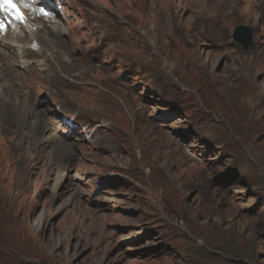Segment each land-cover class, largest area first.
Instances as JSON below:
<instances>
[{"label":"rangeland","instance_id":"374dc122","mask_svg":"<svg viewBox=\"0 0 264 264\" xmlns=\"http://www.w3.org/2000/svg\"><path fill=\"white\" fill-rule=\"evenodd\" d=\"M49 4L0 47V264H264V0Z\"/></svg>","mask_w":264,"mask_h":264},{"label":"bare ground","instance_id":"6f19581e","mask_svg":"<svg viewBox=\"0 0 264 264\" xmlns=\"http://www.w3.org/2000/svg\"><path fill=\"white\" fill-rule=\"evenodd\" d=\"M49 1H51V0H49ZM36 2H38V0L36 1ZM34 21H35V23H29L28 25H21L20 27H18V28H16V29H14L13 31H12V34H13V40H12V42L11 43H8L9 44V46H7V48L9 49V50H12L13 48H16L18 51H20V50H22V54H25L26 56H27V54H38V55H40L41 57H43L44 58V60H45V58L46 57H44V54H42V53H44L43 52V49H42V47H39V49L37 50V51H34L33 49H32V46H33V43L35 42V41H37V36L38 35H41V32H40V30H41V28H40V22H39V19H36V18H34L33 19ZM46 22V21H45ZM50 23H51V21H49ZM47 24V23H46ZM44 24L45 26H49V29L47 30V31H42V32H44L46 35H48V37H55V36H57V35H59L60 33H59V31H60V29H59V26H57V25H49V24ZM53 24V23H52ZM38 26V29L37 30H33V27L34 26ZM44 26V27H45ZM43 27V28H44ZM42 28V29H43ZM46 39V38H45ZM39 40H40V38H39ZM50 40V39H49ZM42 42H44V41H42ZM64 52H62V54H63ZM48 55H50V54H48ZM43 58H40L39 57V59L36 61V60H34L35 62H38V64L41 66L42 64L44 65V62H43ZM65 58V57H64ZM28 60V59H27ZM26 60V61H27ZM29 61V60H28ZM66 60H64L62 63H61V68L63 69H66L67 67H68V60L65 62ZM191 62V61H190ZM46 66V65H45ZM50 66V65H49ZM196 66V65H195ZM194 66V67H195ZM45 69H46V67H44ZM49 69H50V67H48ZM43 69V68H42ZM44 69V70H45ZM54 69V68H53ZM196 69V68H195ZM48 70V69H47ZM51 71V70H50ZM52 72V71H51ZM54 72V71H53ZM202 74L203 75H205V76H207V77H209V78H213V76H212V73L208 70V69H203V71H202ZM61 76V75H60ZM55 77V76H54ZM215 78V77H214ZM257 95H261V93H258ZM154 140H156L157 141V143H158V145H161V146H163V145H170L171 144V141H170V138L167 136V135H165V134H162V133H160L159 134V136L157 137V139H154ZM144 153V151L142 152V154ZM145 154V153H144Z\"/></svg>","mask_w":264,"mask_h":264},{"label":"snow or ice","instance_id":"6c2138e0","mask_svg":"<svg viewBox=\"0 0 264 264\" xmlns=\"http://www.w3.org/2000/svg\"><path fill=\"white\" fill-rule=\"evenodd\" d=\"M25 10H34L31 0H0V13L6 18H10L11 21L26 24L28 17ZM35 10L40 15H47L46 10L43 8ZM8 26L5 20L0 19V32L6 31Z\"/></svg>","mask_w":264,"mask_h":264},{"label":"water","instance_id":"95a60500","mask_svg":"<svg viewBox=\"0 0 264 264\" xmlns=\"http://www.w3.org/2000/svg\"><path fill=\"white\" fill-rule=\"evenodd\" d=\"M233 38L246 50L253 44L254 41L251 28L245 25H238L234 29Z\"/></svg>","mask_w":264,"mask_h":264},{"label":"clouds","instance_id":"9594fccd","mask_svg":"<svg viewBox=\"0 0 264 264\" xmlns=\"http://www.w3.org/2000/svg\"><path fill=\"white\" fill-rule=\"evenodd\" d=\"M236 27H237V26H236ZM236 27H235V28H236ZM235 28H234V29H235ZM233 32H234V30H233ZM232 37H233V33H232ZM233 39H234V38H233ZM234 40H235V39H234ZM253 42H254V41H253Z\"/></svg>","mask_w":264,"mask_h":264}]
</instances>
